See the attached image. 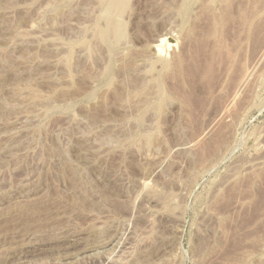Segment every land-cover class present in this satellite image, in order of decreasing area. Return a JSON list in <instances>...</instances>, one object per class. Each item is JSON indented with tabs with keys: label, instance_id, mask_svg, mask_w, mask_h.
Segmentation results:
<instances>
[{
	"label": "rangeland",
	"instance_id": "obj_1",
	"mask_svg": "<svg viewBox=\"0 0 264 264\" xmlns=\"http://www.w3.org/2000/svg\"><path fill=\"white\" fill-rule=\"evenodd\" d=\"M106 3L0 0V264H264V0Z\"/></svg>",
	"mask_w": 264,
	"mask_h": 264
},
{
	"label": "bare ground",
	"instance_id": "obj_2",
	"mask_svg": "<svg viewBox=\"0 0 264 264\" xmlns=\"http://www.w3.org/2000/svg\"><path fill=\"white\" fill-rule=\"evenodd\" d=\"M125 1H127V0H107V7H108V9H110V14H113L114 12H118V14H119V11H120V9L124 6V4H125ZM122 12V11H121ZM185 13H188L187 11H185ZM118 14H116V15H118ZM109 15V14H108ZM114 15V14H113ZM115 16V15H114ZM111 19V18H113L112 16L110 17V16H108V19ZM109 19V20H110ZM112 20V19H111ZM114 21V20H113ZM113 21H111L110 23V25H111V27L109 26V28H111V29H113V31L112 32H114L116 35H114L113 33H110V34H112V35H114V37L116 38V37H118V39L120 38V36L121 35H123V32H122V25L120 24V23H117V22H113ZM110 30V29H109ZM109 32H111V31H109ZM109 32L108 33H106V31L105 32H101L100 33V35L102 36V37H107L108 38V36H109ZM111 36V35H110ZM109 36V37H110ZM112 37V36H111ZM104 40V39H103ZM106 40V39H105ZM113 40V39H112ZM116 40V39H115ZM160 40V39H159ZM109 41H110V39H109ZM165 41H167V39L166 40H164V39H162L161 38V40H160V44L162 45ZM158 47V46H157ZM159 48V47H158ZM158 51H159V49H158ZM78 238V237H77ZM85 238V237H84ZM81 239V238H80ZM79 239V240H80ZM72 240V239H71ZM77 240V239H76ZM78 240V241H79ZM82 240V239H81ZM80 242V241H79ZM42 243V242H41ZM47 243V242H46ZM73 244V243H72ZM71 243L70 244H68L67 246L68 247H73V245H72ZM55 246V245H54ZM77 246V245H76ZM68 247H66V248H68ZM92 247V246H91ZM69 249V248H68ZM41 249H31V250H27V251H25L24 253H35V252H38V251H40ZM65 250V249H64ZM60 251V250H59ZM68 251V250H67ZM82 251V250H81ZM64 252V251H63ZM62 252V253H63ZM80 252V251H79ZM69 253V252H68ZM44 254V253H43ZM21 255H23V254H21ZM36 255V254H35ZM66 255H64V257H65ZM70 256V255H69ZM61 257V256H60ZM63 257V256H62Z\"/></svg>",
	"mask_w": 264,
	"mask_h": 264
}]
</instances>
